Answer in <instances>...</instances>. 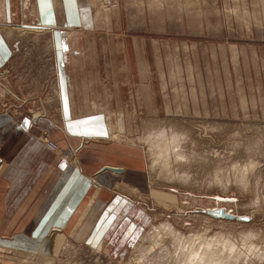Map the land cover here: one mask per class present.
<instances>
[{"label": "rangeland", "instance_id": "374dc122", "mask_svg": "<svg viewBox=\"0 0 264 264\" xmlns=\"http://www.w3.org/2000/svg\"><path fill=\"white\" fill-rule=\"evenodd\" d=\"M84 4L87 24L73 37L89 75L97 58L102 92L82 135L140 147L150 188L139 196L130 187L137 206L113 241L103 237L120 200L86 243L74 238L61 255L20 253V264H204L209 253L218 264H264V0ZM14 33L18 68L0 78V99L11 108V85L45 84L54 102L52 33Z\"/></svg>", "mask_w": 264, "mask_h": 264}, {"label": "crops", "instance_id": "0c3cea01", "mask_svg": "<svg viewBox=\"0 0 264 264\" xmlns=\"http://www.w3.org/2000/svg\"><path fill=\"white\" fill-rule=\"evenodd\" d=\"M84 1L0 0V78L12 77L18 68L20 39L14 32H50L56 95L49 101L51 91L45 84L11 85L19 98L14 97L11 108L0 99V264H20V253L61 255L74 238H85L86 243L120 200L123 209L103 237L113 241L136 209L138 196L131 188L139 196L150 188L140 147L86 141L82 135L83 119L92 115L96 104L92 95L102 92L97 58L92 55L89 75L85 55L76 49L82 44L73 37L87 24ZM143 91L141 86L137 93ZM22 98L32 101L29 108L15 109ZM42 137L57 142L60 151H51Z\"/></svg>", "mask_w": 264, "mask_h": 264}, {"label": "built area", "instance_id": "2783aa9c", "mask_svg": "<svg viewBox=\"0 0 264 264\" xmlns=\"http://www.w3.org/2000/svg\"><path fill=\"white\" fill-rule=\"evenodd\" d=\"M41 140L51 151L56 153L60 151V147L57 142L50 140L48 137H42Z\"/></svg>", "mask_w": 264, "mask_h": 264}, {"label": "bare ground", "instance_id": "6f19581e", "mask_svg": "<svg viewBox=\"0 0 264 264\" xmlns=\"http://www.w3.org/2000/svg\"><path fill=\"white\" fill-rule=\"evenodd\" d=\"M114 137H116V136H114ZM197 245V244H196ZM199 248V247H198ZM198 253V252H197ZM196 253V254H197ZM190 254V253H189ZM195 253H194V255H196ZM209 254H212V253H209ZM209 254H207L208 255V257H205L204 255V258H203V260L205 259V258H207L206 260L207 261H205V263L204 264H218L219 263V258L218 259H216V258H214L215 256L214 255H209ZM194 255L192 254V256H191V258H193V260H194ZM198 255V254H197ZM197 255L195 256L196 258H197ZM199 256V255H198ZM203 256H201V257H203ZM200 258V257H199ZM190 261H191V259H189ZM197 260H199V259H197ZM202 260V259H201ZM195 261V260H194ZM196 262H198V261H196ZM202 262V261H201ZM190 263H194V262H190ZM200 263V262H199ZM203 263V262H202ZM201 264V263H200Z\"/></svg>", "mask_w": 264, "mask_h": 264}, {"label": "water", "instance_id": "95a60500", "mask_svg": "<svg viewBox=\"0 0 264 264\" xmlns=\"http://www.w3.org/2000/svg\"><path fill=\"white\" fill-rule=\"evenodd\" d=\"M215 213L216 214H219V215H223V216H225L228 219L237 218L238 220H241V221H249V218L248 217H235V216L226 214L223 210H218Z\"/></svg>", "mask_w": 264, "mask_h": 264}]
</instances>
